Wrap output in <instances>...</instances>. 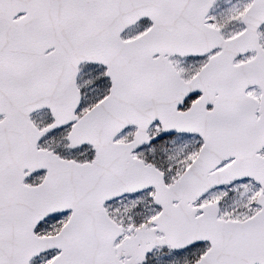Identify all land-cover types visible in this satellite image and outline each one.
Wrapping results in <instances>:
<instances>
[{
  "label": "snow or ice",
  "instance_id": "obj_1",
  "mask_svg": "<svg viewBox=\"0 0 264 264\" xmlns=\"http://www.w3.org/2000/svg\"><path fill=\"white\" fill-rule=\"evenodd\" d=\"M0 264H264V0H0Z\"/></svg>",
  "mask_w": 264,
  "mask_h": 264
}]
</instances>
